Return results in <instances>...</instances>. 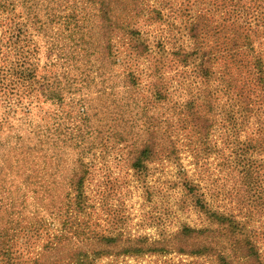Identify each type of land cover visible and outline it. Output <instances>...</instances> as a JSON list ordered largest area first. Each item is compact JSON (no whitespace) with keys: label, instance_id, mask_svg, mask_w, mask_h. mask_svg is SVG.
<instances>
[{"label":"trees","instance_id":"16d2710c","mask_svg":"<svg viewBox=\"0 0 264 264\" xmlns=\"http://www.w3.org/2000/svg\"><path fill=\"white\" fill-rule=\"evenodd\" d=\"M66 3L25 7L29 26L0 39V264H264V0H75L100 38L59 40L49 19ZM146 17L167 30L153 38ZM7 124L22 135L4 140ZM112 143L139 178L160 161L180 167L185 154L197 166L228 150L236 184L220 185L214 208L180 167V210L203 226L104 231L84 161ZM68 147L81 157L71 170L59 168Z\"/></svg>","mask_w":264,"mask_h":264},{"label":"rangeland","instance_id":"374dc122","mask_svg":"<svg viewBox=\"0 0 264 264\" xmlns=\"http://www.w3.org/2000/svg\"><path fill=\"white\" fill-rule=\"evenodd\" d=\"M74 1L67 0L65 7L62 9L64 14H61L60 10L55 11L60 15V21L62 22L59 21V18L55 20L52 15V18L49 19L54 21L51 31L55 30L56 38L59 40L67 37L75 38V36L77 38L99 39L98 30L92 31L93 20L90 18L91 12L87 9V5H82L85 9L83 11L82 8L74 10ZM38 4L39 0H0V39L6 43L10 40L12 31L18 36L19 29H26L29 26L27 22L32 19L28 20L25 17L27 13L25 7L37 6L38 8ZM92 7L97 12L98 7L95 5H92ZM37 8L35 9L36 12ZM74 13L82 21L80 24H82L84 34H71L73 29L77 31L78 28L77 25H74V21L73 25L69 24L67 17L73 16ZM148 19L149 17L145 18L146 23L143 25L142 30L153 36V38L162 35L161 31L167 30L164 24L147 22ZM176 24L178 26L176 28H179V22ZM29 28L27 29L28 32H33ZM36 36L35 42H40L39 38L42 40V36L39 34H36ZM121 39V37L117 38L118 41H121ZM121 45L120 42V47ZM120 71V69L115 68V72L122 75ZM47 109L54 110L55 108L45 107L44 112ZM44 112L39 115V118L45 115ZM9 123L16 124L12 119ZM8 124L4 126L2 134L4 140L8 138L9 142V136L14 137L18 134L21 136L22 132H16V135L10 133ZM110 146L108 149L98 150L95 155H89L84 161L91 166V181L88 182L89 186H87L92 202L96 206V218L104 231L113 230V228H124L126 232L132 235L140 234L155 237L158 232L175 231L184 223L192 227L203 226L201 219L194 210H180L183 195L180 167H184L189 172V178L202 186L207 199L214 208H222L223 206V201L216 199V192L221 188L220 185L230 191L236 184L235 177H237V174L229 170L230 167L226 164V158L230 156L228 150H225L223 155L220 156L218 154L208 157L203 155L204 161H201L197 166L194 165V158L192 159L191 155L185 154L182 155L180 167L172 162L160 161L150 165L147 175L139 178L131 170L128 154L121 148L123 146H117L113 143ZM66 152L69 163L64 164L61 161L59 168L71 170L78 165L81 157L75 153L76 150L73 147H68ZM58 164L59 162L54 166ZM47 241V238L43 236L38 243V247L43 246ZM171 257L176 258L177 261H191L187 257L179 255H172ZM164 260L165 258L147 257L139 260V262L134 259L126 261L129 264H160ZM107 263L108 260H104L101 264Z\"/></svg>","mask_w":264,"mask_h":264}]
</instances>
